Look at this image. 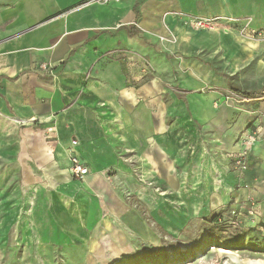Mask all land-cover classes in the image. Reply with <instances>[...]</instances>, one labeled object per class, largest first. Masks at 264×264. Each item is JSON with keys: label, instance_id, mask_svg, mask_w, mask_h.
<instances>
[{"label": "crops", "instance_id": "1", "mask_svg": "<svg viewBox=\"0 0 264 264\" xmlns=\"http://www.w3.org/2000/svg\"><path fill=\"white\" fill-rule=\"evenodd\" d=\"M196 17L218 20L196 28ZM253 30L264 0H0V214L23 222L10 237L26 227L67 253L101 238L118 253L160 241L147 219L180 233L249 197L264 232V33Z\"/></svg>", "mask_w": 264, "mask_h": 264}, {"label": "rangeland", "instance_id": "2", "mask_svg": "<svg viewBox=\"0 0 264 264\" xmlns=\"http://www.w3.org/2000/svg\"><path fill=\"white\" fill-rule=\"evenodd\" d=\"M253 32L257 36L264 33ZM246 201L201 214L187 221L180 233L165 235L156 221L147 219L160 241L149 244L136 238L129 251L118 253L108 251L106 243L102 246L101 238L91 243L90 249L67 253L48 234L34 242L26 227L20 235L10 237L11 228L23 222L15 221L13 213L5 209L6 214H0V264H264V251H259V233H264L260 231L259 214L250 220Z\"/></svg>", "mask_w": 264, "mask_h": 264}, {"label": "built area", "instance_id": "3", "mask_svg": "<svg viewBox=\"0 0 264 264\" xmlns=\"http://www.w3.org/2000/svg\"><path fill=\"white\" fill-rule=\"evenodd\" d=\"M101 3H107V2H113L118 0H94ZM218 19L216 18H192L190 19L189 23L196 28H212L214 23L217 22ZM43 68H46L45 65H43ZM152 70L150 63L146 59H142V66H141V72L143 75H146V73H149ZM256 140V134L255 133H249L245 136V147L244 149L233 155V162L238 170H243L246 168V160L248 151L251 149L252 145L254 144ZM70 172L72 175L76 178H83L88 173V168L83 165L76 156L71 157V165H70ZM245 208L248 213V217L251 219L257 217L258 212L255 209V199L252 197L247 198V201L245 203Z\"/></svg>", "mask_w": 264, "mask_h": 264}, {"label": "trees", "instance_id": "4", "mask_svg": "<svg viewBox=\"0 0 264 264\" xmlns=\"http://www.w3.org/2000/svg\"><path fill=\"white\" fill-rule=\"evenodd\" d=\"M264 251V235L259 233V251Z\"/></svg>", "mask_w": 264, "mask_h": 264}]
</instances>
